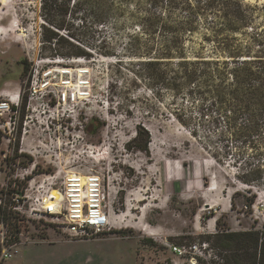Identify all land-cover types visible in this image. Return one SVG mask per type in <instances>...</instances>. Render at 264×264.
<instances>
[{"label": "rangeland", "instance_id": "1", "mask_svg": "<svg viewBox=\"0 0 264 264\" xmlns=\"http://www.w3.org/2000/svg\"><path fill=\"white\" fill-rule=\"evenodd\" d=\"M243 1L259 7L255 24L261 22L264 0ZM46 13L42 0L0 4V97L19 93L22 122L29 70L41 58L63 59L73 82L80 78L77 70L86 69L90 96L78 101L74 112L66 110L72 117L50 124L45 112L40 126L31 124L23 138L19 129L8 151L5 141L0 144V203L16 216L15 225H3L5 235L17 241L13 257L0 264H212L220 250L202 235L216 231L218 217L232 230L264 225V140L239 152L230 137L217 132L224 123L214 128L189 95L143 78L141 63L147 58L135 53L152 47L154 56L159 40L131 39L127 33L133 29H115L114 18L100 35L91 34L68 17L69 30L60 33H74L75 39L63 37L90 56L63 57L57 53L75 48L47 41L46 30L56 31L60 18L55 11ZM207 31L198 23L186 37L188 52L211 53ZM50 61L46 66H59ZM138 127L149 135L147 151L139 148L145 139L134 141ZM226 144L232 147L228 153ZM88 171L103 175L109 192L110 226L99 235L72 239L49 218L27 217L12 207L32 178L52 174L61 181L66 173ZM247 172L250 184L238 178ZM173 244H197L199 251L177 255Z\"/></svg>", "mask_w": 264, "mask_h": 264}, {"label": "trees", "instance_id": "2", "mask_svg": "<svg viewBox=\"0 0 264 264\" xmlns=\"http://www.w3.org/2000/svg\"><path fill=\"white\" fill-rule=\"evenodd\" d=\"M42 7L47 15L55 11L60 18L54 25L57 32L46 30L47 41L53 38L75 48L60 51L59 56H90L64 38L75 39L74 33H60L69 30L66 18L75 19L80 29L95 35L114 18L119 24L115 29H133L127 33L129 38L157 39L162 44L154 56L152 47L144 53L136 51L147 58L141 63L143 78L157 80L178 95H189L214 128L224 123L217 132L230 137L239 152L252 147L255 139L264 140V13L259 14L262 21L257 24L254 14L259 7L243 0H42ZM198 23L208 30L204 41L212 47L210 54L186 49V37ZM164 65H169V77ZM1 135L0 131V144ZM141 139L145 143L139 148L147 151L149 135L138 127L134 141ZM225 146L228 153L232 147ZM238 178L246 184L253 181L248 172ZM12 217L16 219L0 205V219L15 225ZM221 220L216 219V231L202 235L204 242L220 250L212 264H264V225L232 230L223 228Z\"/></svg>", "mask_w": 264, "mask_h": 264}, {"label": "built area", "instance_id": "3", "mask_svg": "<svg viewBox=\"0 0 264 264\" xmlns=\"http://www.w3.org/2000/svg\"><path fill=\"white\" fill-rule=\"evenodd\" d=\"M49 61L38 59L29 70L25 103L27 113L22 122L19 113L23 101L19 93L5 92L9 96L0 97L1 145L5 141L6 151L19 129L23 138L30 131L31 124L38 123L40 126L41 115L45 112H48L46 119L50 124L61 122L65 116L72 117L66 110L74 112L78 101H85L90 96L86 69H80V78L73 82L72 69L63 64V59L51 60L59 65L57 67L46 66ZM19 150L26 152L25 148ZM13 200L14 210L31 218L47 217L52 225L72 239L99 235L110 226V198L105 178L94 171L66 173L61 181L52 174L32 178L25 192ZM2 204L6 206L1 201ZM3 223H0V260L12 258L17 246L16 237L5 235ZM170 247L177 255L199 251L197 244L188 248L177 244Z\"/></svg>", "mask_w": 264, "mask_h": 264}, {"label": "bare ground", "instance_id": "4", "mask_svg": "<svg viewBox=\"0 0 264 264\" xmlns=\"http://www.w3.org/2000/svg\"><path fill=\"white\" fill-rule=\"evenodd\" d=\"M1 3H4V0H0V4ZM71 71V70H70ZM77 72H79V70H77ZM27 152H30L29 150L26 149ZM150 235H153L154 233L153 232H149Z\"/></svg>", "mask_w": 264, "mask_h": 264}, {"label": "crops", "instance_id": "5", "mask_svg": "<svg viewBox=\"0 0 264 264\" xmlns=\"http://www.w3.org/2000/svg\"><path fill=\"white\" fill-rule=\"evenodd\" d=\"M6 92H9V91H6Z\"/></svg>", "mask_w": 264, "mask_h": 264}]
</instances>
